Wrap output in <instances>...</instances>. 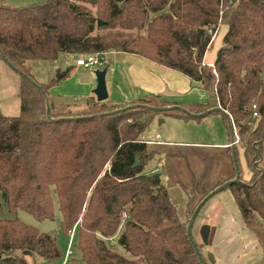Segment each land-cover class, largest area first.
<instances>
[{
  "label": "trees",
  "instance_id": "1",
  "mask_svg": "<svg viewBox=\"0 0 264 264\" xmlns=\"http://www.w3.org/2000/svg\"><path fill=\"white\" fill-rule=\"evenodd\" d=\"M221 24L228 29L210 64L206 52ZM107 50L178 70L203 86L208 100L181 103L156 94L87 100L86 108L66 115L67 102L50 90L70 68L62 78L39 82L28 65L53 61L60 52ZM1 53L22 81L19 115L0 112V264L61 258L53 231L18 216L23 210L38 220L53 219L54 194L62 228L77 230L80 256L69 264H202L187 232L193 211L183 220L162 172L144 169L158 152L143 138L156 115L201 117L153 108L172 105L192 113L221 107L231 116L253 175L224 189L231 190L264 250V0H45L16 8L0 0L3 59ZM40 87L50 100L49 115ZM225 154L232 157V146ZM235 175L236 169L224 182Z\"/></svg>",
  "mask_w": 264,
  "mask_h": 264
},
{
  "label": "rangeland",
  "instance_id": "2",
  "mask_svg": "<svg viewBox=\"0 0 264 264\" xmlns=\"http://www.w3.org/2000/svg\"><path fill=\"white\" fill-rule=\"evenodd\" d=\"M44 1L45 0H3L6 5L13 8L24 5L39 4ZM227 29L228 27L226 24H221L219 27L218 32L213 38L212 45L206 52L205 58L207 61L212 62L215 59L217 52L223 43V37ZM110 51L113 50L98 53L100 55L98 57L104 59L106 63H111V65H113L110 55L106 54ZM80 55L82 54H77L75 56V54L72 53L60 52L58 57L53 61L30 60L28 61V65L30 66V72L39 82H47L50 78L57 76L58 73L55 72L56 66H63L66 68L70 65H74L76 64V59ZM64 68H62V71H64ZM96 68L104 70L106 66L98 64ZM83 73H85V70L82 68L80 71H77L75 75H78V77L83 80L90 79L89 75ZM21 81V75L7 62L0 58V112L2 114L10 116L19 115L21 106L19 96ZM69 82L70 81L67 80L63 82V85L61 86H64ZM58 91L59 89L51 88L50 93L54 94ZM74 99L75 98L73 96H66L65 102H67L68 106L63 107L66 115L78 113L81 109L86 108L87 101L79 102ZM224 118L223 114L221 115L219 112H213L207 116H201L193 119H179V117L176 116L156 115L143 132V136L149 140L153 139L156 133L163 134L162 131L164 130L165 132L167 127H170L171 134L175 140L181 139L184 141L207 143L204 147L194 149L191 147V149L181 147L177 149V152H170V154L169 152H157L147 162L144 168L145 171H148L159 167L163 174V179L165 178L163 182L165 181L164 184L166 185L171 198L176 203L178 213L181 218L183 217V220H187L189 218V214H191L192 211L194 212L197 205L205 197V195L201 192V189L206 188L210 190L221 185H217L218 179L223 171L226 172V168L221 162L222 159L218 157V149L208 143H219L224 141V139H222L223 136L221 130H224L223 134H226V138L228 140L230 139L231 129ZM161 119H165L166 121L162 122ZM195 132L196 135H192V133ZM237 140L238 144L236 145V157L238 160L240 176L243 180L248 181L251 179L253 172L247 162V158L236 132V141ZM173 150L176 149L174 148ZM193 152L194 154L196 153V155L205 152L204 154L209 153L211 156L202 160L195 155L192 156ZM213 154L217 155V157ZM223 156L233 162V155L232 157H229L226 154ZM219 162L221 163L219 164ZM161 163H164V167L160 165ZM205 163L208 165L203 166ZM262 163L264 164V162ZM164 169L167 170V177H165L166 174L164 173ZM222 183H224V181H222ZM201 185L205 188L200 187ZM196 188L197 192L195 191ZM187 194L188 201L185 206L184 203ZM53 196V219L38 220L33 215L23 210H19L18 212L19 218L25 223L34 225L41 231H53L56 234L57 243L62 251L61 258L56 263L39 260L37 261V264H62L69 249L71 250V254L69 255L68 261L64 264H69V259L78 258L80 256V251L76 247L77 230H74L75 236L71 240L70 233L64 231L62 228V213L59 209L56 195L54 194ZM206 209L208 210L206 213H209L208 216L210 219L212 214L214 216H218L214 220L216 233L214 238L212 237L213 239L210 246L206 245L202 240L203 237L200 236L201 226L208 222L205 220L204 215ZM237 214L239 216L240 211L229 188L216 192L201 208L199 215L194 221L193 237L196 243L200 245L202 249V256L206 260L207 264H212L208 257V252L211 250V246L214 251L223 255L222 264H264V250L255 233L248 227H245V229H248L247 231H244L245 229L241 228L239 225L240 222L238 221L240 216L239 218L236 217ZM230 222H232V225L235 226L234 231H237V235L225 232L226 229L229 230ZM220 230L222 236L221 239L216 242V238L218 237ZM117 250L127 257H132V255L121 245H117ZM28 260L30 264H35L33 258L29 257Z\"/></svg>",
  "mask_w": 264,
  "mask_h": 264
},
{
  "label": "crops",
  "instance_id": "3",
  "mask_svg": "<svg viewBox=\"0 0 264 264\" xmlns=\"http://www.w3.org/2000/svg\"><path fill=\"white\" fill-rule=\"evenodd\" d=\"M106 54L110 55V58L112 59V62H113L112 63L113 65H111V63H106V62L103 64V66H106L104 71H105L106 87L108 91V99L116 100V101H128V100H134L138 97H143L149 94H156L166 100L178 101L181 103L206 102L208 100V93L204 89V87L197 83H194L189 76H187L186 74L178 70L169 68L167 66L159 64L155 61H152L148 58H145L135 53L124 52V51H110V52H107ZM213 61L212 62L207 61V62L212 64ZM96 66L97 65L91 68H85L82 66H78L76 64L70 65L69 67H66V68H64L63 66H56L55 72L57 73L67 71L68 68L70 69H69L68 76H65L62 79H60V81L52 87V89L53 88L59 89L58 92L52 95L57 100H62V101H66L65 100L66 96H73L75 98L74 100H78L79 102L87 101L90 99L96 100V94L94 93V89L97 86V71H103V69L96 68ZM62 68H64L63 69L64 71H62ZM82 68L85 70V73L83 74L89 75L90 79L83 80V79H80L78 75H75L77 71H80ZM67 80H69L70 82L68 84L66 83L64 86H61L63 85L62 83ZM216 112L221 113V115L223 114L220 111H216ZM223 117H224V114H223ZM179 119H183V118H179ZM224 119L228 123V119L227 118H224ZM165 121L166 120L164 119L162 122H165ZM170 129H171L170 127H167V130H165V132L164 130L162 131L163 134L156 133L153 139H149V142L147 141L148 146L152 149L157 150L160 153L169 152L170 154V152H177V149L181 147L183 148L191 147L192 149H194L198 147H204V145L207 144V143L198 142V141H195V142L194 141H184L181 139L175 140L173 139ZM221 133L223 136L222 139H224V141H221L219 143H208L214 148L218 149V152H219L218 157L222 159L221 162L226 168V172L223 171L221 175L219 176L218 183L229 178L235 172V166L232 160L223 156L225 152L227 151V149L231 147L232 134H231L230 139L228 140L226 138V134H223L224 130H221ZM157 135H159V137H157ZM192 135H196V132L192 133ZM143 138L146 139V137L144 136ZM237 144H238V140L236 141V145ZM173 147L176 150H173L174 149ZM204 153L196 155V153L194 154L193 152L192 156L195 155L202 160H205L208 158V156H211L209 153L207 154H204ZM213 155L217 157V155L215 154ZM221 162H219V164ZM262 162H264V157L262 158ZM160 165L164 167V163H161ZM205 165H208V164L206 163L203 164V166ZM146 172L148 173L161 172V170L159 169V167H156L155 169H150ZM164 173L166 174L165 177H167L166 169H164ZM200 187L205 188L202 185ZM187 201H188V194L185 199V203H184L185 206L187 204ZM207 209L205 210L204 215H205V220L208 222L201 226L200 236L203 237L202 239L203 242L206 245L210 246L212 243V239L214 238L215 233H216V227H215L214 220L218 216H214L212 214L211 219H210V217L208 216L209 213H206L208 211ZM239 216L238 214L236 216L239 218L238 219V221L240 222L239 225L241 226L242 229H245L246 225L242 219L241 214H239ZM236 221H237V218H236ZM204 226H207L208 228L206 231L204 229ZM193 228H194V224H193ZM193 228H192V234H193ZM234 229H235V226H233L232 222H230L229 230L226 229L225 232L237 235V231H234ZM247 230L248 229H245L244 231H247ZM221 236H222V233L220 230L218 237L216 238V242H218L221 239ZM210 248L211 250L208 252V254L213 252L212 254L214 257V260H211L209 258L210 262L212 264H222L223 255L214 251L212 246Z\"/></svg>",
  "mask_w": 264,
  "mask_h": 264
},
{
  "label": "water",
  "instance_id": "4",
  "mask_svg": "<svg viewBox=\"0 0 264 264\" xmlns=\"http://www.w3.org/2000/svg\"><path fill=\"white\" fill-rule=\"evenodd\" d=\"M1 54H2L3 60L5 62H7V58L5 57V55L3 53H1ZM8 64L12 68L15 69L14 65H12L10 63H8ZM65 74H66V71L60 72V73L57 74V78H62L63 76H65ZM40 89L45 94L47 114L49 115V113H50V100L48 98V95L44 92V90L41 87H40ZM94 93L96 94V100H98V101H102V100H105V99L108 98V91H107V87H106L105 71L104 70L103 71H97V86L94 89ZM147 107H149V106H147ZM153 108L154 109H175V108H180V109L184 110L185 112L190 113L193 116H205V115L210 114L212 112L220 111V112L226 114V117L228 119L229 126L231 128V134H232V143H231V146H232L233 162H234V166H235V169H236V175H235V177L233 179L224 182L219 187L215 188L210 193H208L201 200V202L197 205V207L195 208V210H194V212H193V214H192V216H191V218L189 220L188 227H187V232L190 235V237L192 238V228H193L194 221H195V219L197 217L198 212L204 206V204L208 201V199L212 195H214L216 192L224 189L229 183L236 182V181L240 180V170H239L238 160H237V157H236V132H235V129H234V124H233V121H232L231 116L225 110H223L221 107L209 108L206 111L201 112V113H192V112H189L186 108H184L182 106H179V105H172V106H168V107H164V108H155V107H153ZM161 121H163V119H161ZM204 229L206 231L208 229L207 226H204ZM193 243H194V246L196 248V251H197V253L199 255V258H200L202 264H207L206 260L204 259V257L202 256L201 252L199 251V249H198L197 244L195 243V241H193ZM208 256H209V258L211 260H214V257H213V254L212 253H209Z\"/></svg>",
  "mask_w": 264,
  "mask_h": 264
},
{
  "label": "built area",
  "instance_id": "5",
  "mask_svg": "<svg viewBox=\"0 0 264 264\" xmlns=\"http://www.w3.org/2000/svg\"><path fill=\"white\" fill-rule=\"evenodd\" d=\"M100 56L98 53L97 54H82L80 55L77 59H76V65L78 66H82V67H85V68H91L95 65H103L105 63L104 59H102L101 57H98ZM254 108H256V105H254ZM258 116V112L257 111H254L253 113V117H257ZM157 137H159V135H157ZM149 142V140H147ZM74 230L75 229H72L70 231V235H71V240L72 238L74 237ZM71 254V250L69 249L68 252L66 253L65 255V258H64V261L62 264H64L65 262L68 261V258H69V255Z\"/></svg>",
  "mask_w": 264,
  "mask_h": 264
}]
</instances>
